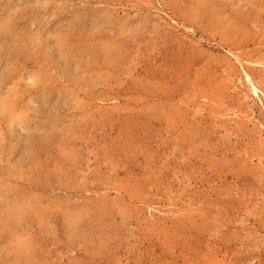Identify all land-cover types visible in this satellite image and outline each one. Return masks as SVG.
<instances>
[{
	"label": "rangeland",
	"instance_id": "1",
	"mask_svg": "<svg viewBox=\"0 0 264 264\" xmlns=\"http://www.w3.org/2000/svg\"><path fill=\"white\" fill-rule=\"evenodd\" d=\"M0 264H264V0H0Z\"/></svg>",
	"mask_w": 264,
	"mask_h": 264
},
{
	"label": "bare ground",
	"instance_id": "2",
	"mask_svg": "<svg viewBox=\"0 0 264 264\" xmlns=\"http://www.w3.org/2000/svg\"><path fill=\"white\" fill-rule=\"evenodd\" d=\"M249 78V77H248ZM255 94L258 93V88L254 87ZM16 211V210H15ZM17 213V212H16ZM12 215V214H11ZM11 217V216H10ZM104 221V220H103Z\"/></svg>",
	"mask_w": 264,
	"mask_h": 264
}]
</instances>
